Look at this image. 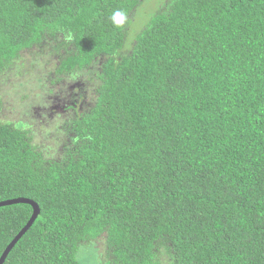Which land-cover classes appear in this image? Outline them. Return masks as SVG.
<instances>
[{
  "label": "trees",
  "instance_id": "trees-1",
  "mask_svg": "<svg viewBox=\"0 0 264 264\" xmlns=\"http://www.w3.org/2000/svg\"><path fill=\"white\" fill-rule=\"evenodd\" d=\"M141 1L0 0V200L39 206L2 264H100L101 234L103 264H264V0H160L128 34ZM31 212L0 206V255Z\"/></svg>",
  "mask_w": 264,
  "mask_h": 264
},
{
  "label": "rangeland",
  "instance_id": "rangeland-1",
  "mask_svg": "<svg viewBox=\"0 0 264 264\" xmlns=\"http://www.w3.org/2000/svg\"><path fill=\"white\" fill-rule=\"evenodd\" d=\"M159 5H161V1L160 0H147L146 3H144L143 1L138 3V7L135 8V15L131 18L130 22L128 23L127 26V32L128 34H134V33H138L143 27H145L151 17L155 14V12L159 9ZM46 55H39L40 58L44 59ZM94 67L98 68V66L96 64H94ZM41 72L46 71L45 69H39ZM93 75V72L86 68V71L84 70L83 73H79L77 74V76L75 77V79L71 78V75L69 76L68 74L64 75L62 79H64V81L60 80L58 82V85L56 87L60 88V91L58 92V98L52 101V104H59L62 101H68V96L67 94H69L68 88L66 86V84H72V82L74 80H77L78 84H81V88H84V93L88 92L90 90V86L88 85V82L86 81V79L90 76ZM44 78V81L47 83L48 87V81ZM33 81H35V83H33ZM30 80L27 83L28 87H31V89L34 90L35 85L37 84V80L36 77L34 76V74L32 73V78H31V84L29 83ZM67 82V83H66ZM75 85V84H74ZM80 88V89H81ZM79 89V90H80ZM90 92V91H89ZM70 96V94H69ZM85 97V94L82 98ZM17 97H14L12 95L7 96L5 99H3V106L0 103V107L2 106V110L0 112V117L8 119V120H15L17 118H21L22 116H20V110L17 113V105L13 102L14 99H16ZM90 97H88L86 99V97L84 99L85 102H90ZM79 100V99H78ZM89 100V101H88ZM23 106V105H21ZM32 109V108H31ZM33 110V109H32ZM45 110V109H43ZM41 110V111H43ZM49 111V108L46 110V112ZM53 113L52 116L49 117L50 121H52V123L54 124L55 127H60V124L63 123V117L60 115V108L58 105H54L53 109H52ZM62 117V118H61ZM61 144L62 142H58L55 143L54 145L51 146L50 149L44 148L42 149L43 151V155L46 157H51L52 158H58L61 154ZM83 248L85 250H83V253L85 254L87 251L89 252V259H93L94 257L96 258V261H98L100 264H103L104 262V256L103 254L105 253V235L101 234L96 240H94V242L92 244H88L83 246ZM82 248V249H83ZM79 249V251L77 252V259L81 261V250ZM93 252L95 254V256L93 255ZM81 255V256H80ZM164 255H161L160 258H165L163 257ZM83 257V256H82ZM160 262L162 264H170V262H166L163 260H160Z\"/></svg>",
  "mask_w": 264,
  "mask_h": 264
},
{
  "label": "water",
  "instance_id": "water-1",
  "mask_svg": "<svg viewBox=\"0 0 264 264\" xmlns=\"http://www.w3.org/2000/svg\"><path fill=\"white\" fill-rule=\"evenodd\" d=\"M19 202L30 204V206L32 207V212H31L30 217L28 218V220L24 224V226L19 230V232L13 237V239L9 242V244L3 250L2 254L0 255V264L3 263V261L7 255V253L9 252V250L13 247L15 242L23 235V233L26 231V229L33 223V221L35 220V218L39 214L38 204L30 198L15 197V198L0 200V206L15 204V203H19Z\"/></svg>",
  "mask_w": 264,
  "mask_h": 264
},
{
  "label": "clouds",
  "instance_id": "clouds-1",
  "mask_svg": "<svg viewBox=\"0 0 264 264\" xmlns=\"http://www.w3.org/2000/svg\"><path fill=\"white\" fill-rule=\"evenodd\" d=\"M126 19V13L120 10L114 11L111 15V21L117 28L124 26V24L126 23Z\"/></svg>",
  "mask_w": 264,
  "mask_h": 264
}]
</instances>
